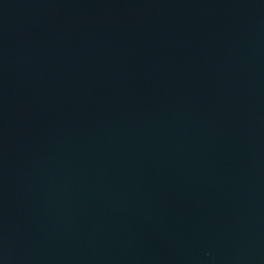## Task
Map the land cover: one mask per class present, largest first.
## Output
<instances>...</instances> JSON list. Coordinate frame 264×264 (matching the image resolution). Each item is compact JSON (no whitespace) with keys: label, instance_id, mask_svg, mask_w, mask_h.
Instances as JSON below:
<instances>
[{"label":"water","instance_id":"95a60500","mask_svg":"<svg viewBox=\"0 0 264 264\" xmlns=\"http://www.w3.org/2000/svg\"><path fill=\"white\" fill-rule=\"evenodd\" d=\"M0 264H264V0H0Z\"/></svg>","mask_w":264,"mask_h":264}]
</instances>
